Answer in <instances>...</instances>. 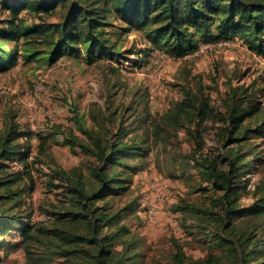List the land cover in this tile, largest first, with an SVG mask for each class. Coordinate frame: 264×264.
<instances>
[{
	"label": "rangeland",
	"instance_id": "1",
	"mask_svg": "<svg viewBox=\"0 0 264 264\" xmlns=\"http://www.w3.org/2000/svg\"><path fill=\"white\" fill-rule=\"evenodd\" d=\"M2 1L0 21L5 16ZM64 11L59 6L44 21L27 11L20 16L29 26L43 22L53 27ZM105 22L111 56L90 55L81 44L48 64L42 37L37 60L18 56L0 70V138L16 124L24 134L19 142L27 146L22 154L29 150L27 165L13 177L11 188H0V219L9 222L0 232V264L82 262L80 254L65 255L58 241L46 236L56 215L68 206L66 185L56 173L80 175L88 189L95 190L90 174L100 163L91 152L93 141L76 123L79 118L93 135L136 147L112 167L101 164L120 188L97 206L115 214L117 227L127 231L113 246L118 253L131 244L133 258L123 264H172L175 243L188 263L206 264L221 254V264H231L227 252L212 243L213 220L222 215L214 207L215 194L204 169L193 159L203 164L215 160L224 169L221 154L241 146L228 140L229 125L221 117L224 100L235 95L242 110L252 112L243 123L250 129L249 139L239 143L246 145L241 153L247 164L237 181L239 208L264 203V47L256 52L232 37L236 39L229 46L182 60L165 47H153L117 17ZM210 38L198 40H215ZM203 100L213 112L210 121H198L191 107ZM70 140L75 143L68 144ZM5 165L4 174L10 176L22 170L17 161ZM234 223L251 231L253 241L264 240V213L257 218L244 213ZM74 230L84 232L81 224L69 228Z\"/></svg>",
	"mask_w": 264,
	"mask_h": 264
},
{
	"label": "trees",
	"instance_id": "2",
	"mask_svg": "<svg viewBox=\"0 0 264 264\" xmlns=\"http://www.w3.org/2000/svg\"><path fill=\"white\" fill-rule=\"evenodd\" d=\"M1 4L5 16L0 21V70L18 56L24 61L37 60L41 55L42 37L48 47L45 53L48 64H54L61 56L72 51L73 46L81 44L90 55L98 53L111 56L113 53L107 50L108 39L103 29L109 25L105 20L110 16L117 17L128 28L138 30L153 47H165L174 56L195 49L200 39L208 37L215 40L237 37L256 52H261L264 47V0H103V4L81 0H3ZM59 6L65 11L61 22L53 27L45 26L43 22L29 26L20 16L23 11H27L44 21ZM53 31L57 36L52 34ZM224 102L221 117L229 125L226 137L233 144L241 146L237 150L229 148L221 154L222 163L226 165L224 169L219 168L215 160L205 159L203 164L193 159L199 168L204 169L202 174L215 194L214 207L219 208L222 215L221 219L213 220L216 236L212 243L227 252L231 264H264V240L253 241L255 236L251 231L247 232V228L240 230L234 223L244 213L254 218L264 213V203L254 204L247 210L239 208L238 203L240 186L237 181L247 165L241 153L242 147L246 145L239 143L249 139L250 129L243 123L252 112L245 113L235 95L227 97ZM191 107L198 121L213 119L207 100L198 101L196 106ZM76 123L82 133L93 141L94 150L91 152L100 163L91 169L90 174L95 190L88 189L80 175L73 178L66 172L56 173L66 185L64 194L68 206L56 215L46 236L57 240L65 255L80 254L83 258L80 264H123L133 258L128 248L131 244L118 253L113 250V246L127 231L117 227L115 214L97 206L99 201L120 188L115 182V175L109 173L107 167H101V164L112 167L136 147L122 140L111 142L93 135L83 127L80 118ZM23 136L17 125L12 124L0 138V188L10 189L15 182L13 177L19 176L27 165L29 150L22 154V148L27 146L25 142H19ZM73 143V140L68 142ZM227 145L225 141L222 147ZM81 147L90 151L83 145ZM8 160L21 163L22 170L11 176L4 174L8 168L5 161ZM206 214L212 215L210 212ZM8 223L0 219V232L7 229ZM73 224H81L84 232L69 231ZM174 247L172 264H191L177 243ZM221 259L223 256L220 254L208 259L206 264H221Z\"/></svg>",
	"mask_w": 264,
	"mask_h": 264
},
{
	"label": "built area",
	"instance_id": "3",
	"mask_svg": "<svg viewBox=\"0 0 264 264\" xmlns=\"http://www.w3.org/2000/svg\"><path fill=\"white\" fill-rule=\"evenodd\" d=\"M233 39H218V40H204L200 41L197 45V47L189 52H186L185 54L179 56L182 60H189L193 59L197 56H199L201 53H203L205 50L212 48V47H217V46H229L231 42H233ZM206 43V45L200 46V43ZM38 90L36 91V94H38Z\"/></svg>",
	"mask_w": 264,
	"mask_h": 264
}]
</instances>
